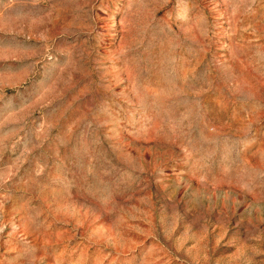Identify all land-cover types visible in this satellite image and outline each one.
<instances>
[{
	"label": "rangeland",
	"instance_id": "rangeland-1",
	"mask_svg": "<svg viewBox=\"0 0 264 264\" xmlns=\"http://www.w3.org/2000/svg\"><path fill=\"white\" fill-rule=\"evenodd\" d=\"M0 264H264V0H0Z\"/></svg>",
	"mask_w": 264,
	"mask_h": 264
}]
</instances>
